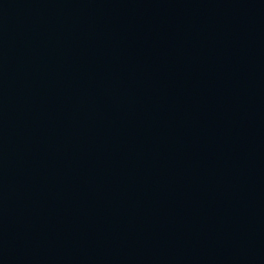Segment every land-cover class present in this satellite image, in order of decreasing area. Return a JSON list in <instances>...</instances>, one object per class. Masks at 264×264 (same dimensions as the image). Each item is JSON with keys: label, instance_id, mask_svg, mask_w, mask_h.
Masks as SVG:
<instances>
[{"label": "water", "instance_id": "1", "mask_svg": "<svg viewBox=\"0 0 264 264\" xmlns=\"http://www.w3.org/2000/svg\"><path fill=\"white\" fill-rule=\"evenodd\" d=\"M0 264H264V0H0Z\"/></svg>", "mask_w": 264, "mask_h": 264}]
</instances>
